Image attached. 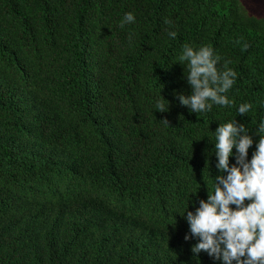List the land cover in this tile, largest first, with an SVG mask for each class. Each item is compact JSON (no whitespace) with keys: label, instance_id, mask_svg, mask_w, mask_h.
I'll return each mask as SVG.
<instances>
[{"label":"trees","instance_id":"16d2710c","mask_svg":"<svg viewBox=\"0 0 264 264\" xmlns=\"http://www.w3.org/2000/svg\"><path fill=\"white\" fill-rule=\"evenodd\" d=\"M185 45L235 71L229 106L180 104ZM229 121L248 129L250 162L264 14L240 0H0V264H223L193 252L185 217L222 174Z\"/></svg>","mask_w":264,"mask_h":264},{"label":"clouds","instance_id":"9594fccd","mask_svg":"<svg viewBox=\"0 0 264 264\" xmlns=\"http://www.w3.org/2000/svg\"><path fill=\"white\" fill-rule=\"evenodd\" d=\"M134 20V15L127 13L121 27ZM169 36L175 38L176 33L169 32ZM179 59L187 62L186 78L192 88L190 96L178 95L181 105L197 114L211 111L213 105H230L226 93L233 87L236 73L227 68L218 70L219 57H214L210 46L196 49L185 45ZM156 106L160 112H166L163 102L158 101ZM251 107V104H241L239 114H247ZM258 131L257 150L249 162L248 150L253 139L244 125L229 121L216 130L217 168L222 174L215 178L208 200H201L196 211H187L185 217L191 236L199 239L193 248L195 254L207 252L217 260L222 259L223 264L234 261L264 264V121L260 122ZM234 148L237 149L236 165L230 167ZM190 238L185 236V240Z\"/></svg>","mask_w":264,"mask_h":264},{"label":"rangeland","instance_id":"374dc122","mask_svg":"<svg viewBox=\"0 0 264 264\" xmlns=\"http://www.w3.org/2000/svg\"><path fill=\"white\" fill-rule=\"evenodd\" d=\"M246 8L254 9V12L258 15L264 14V0H240ZM253 11V10H252Z\"/></svg>","mask_w":264,"mask_h":264}]
</instances>
